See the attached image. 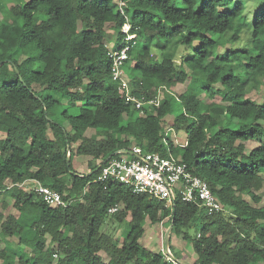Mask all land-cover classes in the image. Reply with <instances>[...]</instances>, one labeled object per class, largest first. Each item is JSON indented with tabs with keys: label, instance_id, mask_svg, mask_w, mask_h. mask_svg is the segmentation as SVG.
<instances>
[{
	"label": "trees",
	"instance_id": "1",
	"mask_svg": "<svg viewBox=\"0 0 264 264\" xmlns=\"http://www.w3.org/2000/svg\"><path fill=\"white\" fill-rule=\"evenodd\" d=\"M15 1L0 18V185L34 179L67 205H48L23 185L0 192V264H180L140 240L145 224L164 220L173 223L169 248L178 259L264 264V7L247 10L252 0ZM124 24L135 34L121 66L131 92L161 91L143 114L111 76L108 51L124 44ZM179 46L192 53L177 61ZM73 106L78 113L69 112ZM167 130L183 132L184 142L174 144ZM133 145L185 163L224 210L206 215L179 196L170 205L88 174ZM123 222L118 240L108 228ZM174 236L192 257L175 249Z\"/></svg>",
	"mask_w": 264,
	"mask_h": 264
},
{
	"label": "built area",
	"instance_id": "2",
	"mask_svg": "<svg viewBox=\"0 0 264 264\" xmlns=\"http://www.w3.org/2000/svg\"><path fill=\"white\" fill-rule=\"evenodd\" d=\"M122 4L123 1H120L119 5ZM121 31L125 34L124 44L108 51V55L112 58V80L117 82V89L125 102L132 103L134 108L143 114L152 105L159 104L161 91L158 90L154 96H135L131 92L121 66L128 57L127 51L130 47L128 40L133 38L135 34L129 33L128 24H124ZM180 145L184 146V144ZM113 154L115 156L112 155L96 170L95 182L116 180L129 187L134 193L146 194L149 198L166 201L170 205L176 196H179L182 201L195 203L202 207L206 215H213L224 210L207 181L193 175L185 163L179 162L173 157H162L158 152L144 151L138 145H133L131 149L116 150ZM32 181L31 189L46 204L67 205V201L63 199L61 193L40 184L34 179ZM22 184L23 182H3L0 185V192ZM118 209L119 205L115 204L108 207L107 211L114 213Z\"/></svg>",
	"mask_w": 264,
	"mask_h": 264
},
{
	"label": "rangeland",
	"instance_id": "3",
	"mask_svg": "<svg viewBox=\"0 0 264 264\" xmlns=\"http://www.w3.org/2000/svg\"><path fill=\"white\" fill-rule=\"evenodd\" d=\"M233 1V0H232ZM235 1V0H234ZM237 1V0H236ZM16 1L15 0H5V6L4 8L0 11V18L6 20L5 17V13L4 11H8V7L12 4H14ZM261 4V7H264V0H252V1H247L244 2L245 5H247V10H250L252 8L257 7V3ZM259 10V8L254 9V13L252 14L250 11L249 13V18L250 20H252V18L255 16L256 12ZM245 39H242L240 42L236 43L237 45H242L245 41ZM154 52H156L157 50L153 49ZM178 52L179 54L176 56V60L180 61L182 56H187L189 54L192 53V51L190 49H185L183 46H179L178 48ZM158 53V52H157ZM156 54V53H155ZM186 83L183 84H179L178 87H176L177 91L180 92L182 90L185 89ZM251 98L254 99H258L259 101H261L262 99H260L261 97V93H255V91H251L248 94ZM64 106V104H60L58 105V109H61ZM69 112L70 113H78L79 112V107L78 106H73L71 108H69ZM170 116V115H169ZM170 139L174 142V144H178V143H182L184 142V133L181 131H174L171 130L169 132H167ZM264 199V198H263ZM146 232L145 234L142 236V238L140 239L145 245H147L148 247L154 248L156 250H161L162 252H164V248H163V236L165 233V230L167 228L166 225V220H164V222L159 223L158 225H148L145 224ZM126 228V222H123L122 224H118V223H112L110 224L109 228H108V232L117 237L118 240H121L122 237V233L124 231V229ZM194 231V227H191L188 229V232L192 233ZM172 244L174 245L175 249L177 251L179 250H183L185 253L188 254V256L192 257V252L190 251L189 247L186 245V243L180 238V237H176L174 236L172 238ZM191 262V261H190Z\"/></svg>",
	"mask_w": 264,
	"mask_h": 264
},
{
	"label": "water",
	"instance_id": "4",
	"mask_svg": "<svg viewBox=\"0 0 264 264\" xmlns=\"http://www.w3.org/2000/svg\"><path fill=\"white\" fill-rule=\"evenodd\" d=\"M9 62H11L10 60H8ZM4 61H0V65H2ZM15 71L16 73H18V69L15 67ZM20 80L23 82V84L25 85L23 79L20 77ZM49 120H51L49 117H48ZM126 152H128L127 150H125ZM112 156V154H109L101 163H99L97 165V167L91 171L90 173L88 174H91L92 172H95L98 167L105 163L110 157ZM69 162V158H67V163ZM172 227H173V223L172 221L170 222V224L167 226L166 230H165V233H164V236H163V248H164V252L166 253V255L169 257V259L175 261V262H178L180 264H193L192 262L188 261V260H185V259H178L176 258L170 251V248H169V244H170V234H171V231H172Z\"/></svg>",
	"mask_w": 264,
	"mask_h": 264
},
{
	"label": "crops",
	"instance_id": "5",
	"mask_svg": "<svg viewBox=\"0 0 264 264\" xmlns=\"http://www.w3.org/2000/svg\"><path fill=\"white\" fill-rule=\"evenodd\" d=\"M22 185L25 186V187H27V188H31V186L33 185V181H32V179H25L23 181V184Z\"/></svg>",
	"mask_w": 264,
	"mask_h": 264
}]
</instances>
